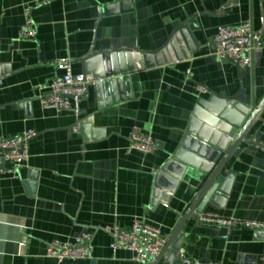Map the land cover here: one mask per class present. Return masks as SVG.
I'll use <instances>...</instances> for the list:
<instances>
[{"label":"crops","instance_id":"obj_1","mask_svg":"<svg viewBox=\"0 0 264 264\" xmlns=\"http://www.w3.org/2000/svg\"><path fill=\"white\" fill-rule=\"evenodd\" d=\"M116 1L0 0V66L8 67L0 82V136L36 132L25 164L0 159L7 169L0 174V264H140L132 251L113 250L103 228L130 229L143 218L166 240L173 233L206 176L187 166L163 201L155 197L156 173L178 147L198 99L238 94L251 106L264 99V0H129L120 11L105 12ZM29 6L37 35L19 38ZM191 17L199 26L193 49L173 50L172 63L127 73L125 100L112 102L126 95L124 85L112 97L90 85L70 110L43 107L47 85L63 73L58 60L70 59L73 72L84 73L79 60L91 49L155 52ZM248 20L263 41L252 66L219 58L218 26ZM77 115L92 116L100 137L86 140L74 126ZM132 131L150 135L153 150L131 148ZM247 139L226 165L231 179L224 191L183 228L180 250L191 258L264 264V228L246 225L264 224V114ZM206 214L223 221L205 220ZM83 233L92 236L91 258L47 256L52 242H74Z\"/></svg>","mask_w":264,"mask_h":264},{"label":"water","instance_id":"obj_2","mask_svg":"<svg viewBox=\"0 0 264 264\" xmlns=\"http://www.w3.org/2000/svg\"><path fill=\"white\" fill-rule=\"evenodd\" d=\"M128 3L129 0H117L105 6V12L120 11ZM198 28L195 18L191 17L182 22L170 41L155 52L145 53L139 49H91L79 61L83 65V72L91 73L97 79L95 86L98 89L105 88L111 93V97L116 87L121 91L124 85L126 95L120 96L119 99L114 97L112 102L125 100L130 94L127 73L176 61L177 55L174 56L172 51L181 49L185 52L187 47L193 49V43L196 45L193 31ZM5 71H8V67L0 66V80ZM80 98L73 99L77 101ZM263 114L264 99L257 106L245 103L238 94L221 97L211 93L208 98L198 99L178 147L170 154L168 162L156 173L155 197L165 201L174 192L175 185L187 166L200 169L206 178L196 198L150 264L181 262L180 249L183 240L181 233L186 222L192 217H199L207 204L215 202L216 197L224 191L231 179L226 171L227 163L237 148L243 142L249 141L248 132ZM92 122V116L77 115L74 126L82 132L86 140L100 137V131L92 127ZM173 166L180 167L181 172L176 173L172 170Z\"/></svg>","mask_w":264,"mask_h":264},{"label":"built area","instance_id":"obj_3","mask_svg":"<svg viewBox=\"0 0 264 264\" xmlns=\"http://www.w3.org/2000/svg\"><path fill=\"white\" fill-rule=\"evenodd\" d=\"M51 0H42V2ZM32 6L25 9V21L20 28L19 38L32 39L37 35L36 27L31 15ZM215 54L221 59H229L240 67H250L253 63L255 51L263 45V41L256 33L250 20L237 26L220 25L213 37ZM73 62L70 59H60L57 67L63 73L52 78L47 85V93L41 96V103L45 108H53L57 111L70 110L73 107L74 97H83L90 85H95L97 79L91 73H74ZM1 82V80H0ZM198 90L207 93L203 85ZM36 135L35 130H27L11 137L0 136V159L20 167L29 160V142ZM131 148L143 152H151L155 146L150 135L132 131ZM7 169L0 166V174ZM209 221L223 220L215 214H206L202 217ZM235 225L238 222L230 220ZM248 226L264 228V224L247 222ZM103 231L111 235L110 247L113 250L127 249L133 252L134 259L140 264H147L153 260L162 250L166 238L159 227L147 223L143 218L133 221L130 229H122L119 226H107ZM90 233H83L74 242H52L47 249V256L63 261L66 259H87L93 255ZM181 264H221L214 261H202L188 256L180 250Z\"/></svg>","mask_w":264,"mask_h":264}]
</instances>
